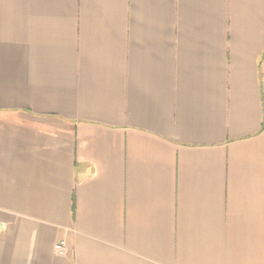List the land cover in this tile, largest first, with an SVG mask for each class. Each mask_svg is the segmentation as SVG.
Here are the masks:
<instances>
[{
    "label": "crops",
    "instance_id": "1",
    "mask_svg": "<svg viewBox=\"0 0 264 264\" xmlns=\"http://www.w3.org/2000/svg\"><path fill=\"white\" fill-rule=\"evenodd\" d=\"M263 124L264 0H0V264H264Z\"/></svg>",
    "mask_w": 264,
    "mask_h": 264
},
{
    "label": "built area",
    "instance_id": "2",
    "mask_svg": "<svg viewBox=\"0 0 264 264\" xmlns=\"http://www.w3.org/2000/svg\"><path fill=\"white\" fill-rule=\"evenodd\" d=\"M55 251L59 256H62L65 251V247L63 243H59L55 246Z\"/></svg>",
    "mask_w": 264,
    "mask_h": 264
},
{
    "label": "trees",
    "instance_id": "3",
    "mask_svg": "<svg viewBox=\"0 0 264 264\" xmlns=\"http://www.w3.org/2000/svg\"><path fill=\"white\" fill-rule=\"evenodd\" d=\"M262 128H264V124H263Z\"/></svg>",
    "mask_w": 264,
    "mask_h": 264
}]
</instances>
